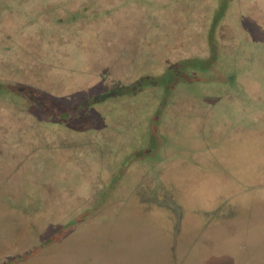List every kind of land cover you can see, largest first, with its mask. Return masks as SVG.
Wrapping results in <instances>:
<instances>
[{"label":"rangeland","instance_id":"374dc122","mask_svg":"<svg viewBox=\"0 0 264 264\" xmlns=\"http://www.w3.org/2000/svg\"><path fill=\"white\" fill-rule=\"evenodd\" d=\"M0 264H264V0H0Z\"/></svg>","mask_w":264,"mask_h":264},{"label":"trees","instance_id":"16d2710c","mask_svg":"<svg viewBox=\"0 0 264 264\" xmlns=\"http://www.w3.org/2000/svg\"><path fill=\"white\" fill-rule=\"evenodd\" d=\"M226 12H227V6L224 5V6L221 8V11H220L219 14H218L217 20H219V21L222 20V19L225 17ZM192 67L197 68V69H200L201 65H197V64L194 65V64H193Z\"/></svg>","mask_w":264,"mask_h":264}]
</instances>
